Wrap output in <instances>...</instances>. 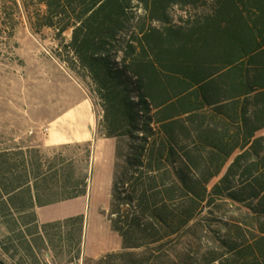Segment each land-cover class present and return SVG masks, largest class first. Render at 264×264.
Instances as JSON below:
<instances>
[{
  "label": "trees",
  "instance_id": "obj_1",
  "mask_svg": "<svg viewBox=\"0 0 264 264\" xmlns=\"http://www.w3.org/2000/svg\"><path fill=\"white\" fill-rule=\"evenodd\" d=\"M10 13L52 32L116 140L107 217L122 249L84 264H264V0H0V24ZM91 164L0 148L13 264H80L85 216L42 223L36 209L85 197Z\"/></svg>",
  "mask_w": 264,
  "mask_h": 264
},
{
  "label": "rangeland",
  "instance_id": "obj_2",
  "mask_svg": "<svg viewBox=\"0 0 264 264\" xmlns=\"http://www.w3.org/2000/svg\"><path fill=\"white\" fill-rule=\"evenodd\" d=\"M173 15L178 18L181 12L176 9ZM10 17L6 25L0 24V148L35 147L42 156L49 157L62 152L70 156L90 153L87 195L62 206L73 207L65 211L67 215L85 216V256L79 263L84 264V258L97 260L109 251L122 249V241L107 217L116 140L98 135L99 111L93 108L89 114L92 137L80 143L67 142L79 128L69 121L72 113L86 102L93 106L88 90L56 57L57 44L51 31L36 34L25 16L10 13ZM67 144L70 149L63 148ZM212 227L207 239L211 247L222 240L224 232L222 221ZM0 259L13 264L1 250Z\"/></svg>",
  "mask_w": 264,
  "mask_h": 264
},
{
  "label": "crops",
  "instance_id": "obj_3",
  "mask_svg": "<svg viewBox=\"0 0 264 264\" xmlns=\"http://www.w3.org/2000/svg\"><path fill=\"white\" fill-rule=\"evenodd\" d=\"M94 106L90 102H86L85 105H78L76 110L72 113L69 121L73 124H78L79 128L78 131L75 135L74 138L70 137L71 140L67 142H77L80 143L82 141H88L90 137H92V133L90 131V122H89V114L92 113ZM83 198V197H81ZM78 198V199H81ZM70 200V201H65L45 207H37L36 212L38 215V218L40 222L42 223H48V222H53V221H58V220H63L71 217H75L74 214H65L67 210H72L68 209V206H62L69 204L75 200ZM83 214H78L76 216H80ZM83 257L85 254L82 255ZM83 259V258H82ZM48 263L49 264H54V260L52 255L48 256ZM56 264V263H55ZM62 264H67V263H62ZM73 264V263H71Z\"/></svg>",
  "mask_w": 264,
  "mask_h": 264
},
{
  "label": "water",
  "instance_id": "obj_4",
  "mask_svg": "<svg viewBox=\"0 0 264 264\" xmlns=\"http://www.w3.org/2000/svg\"><path fill=\"white\" fill-rule=\"evenodd\" d=\"M0 264H6L5 262H3L2 260H0Z\"/></svg>",
  "mask_w": 264,
  "mask_h": 264
}]
</instances>
